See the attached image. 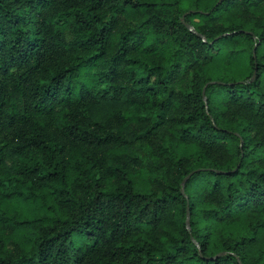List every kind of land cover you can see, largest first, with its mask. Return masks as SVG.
I'll return each instance as SVG.
<instances>
[{
    "label": "trees",
    "instance_id": "obj_1",
    "mask_svg": "<svg viewBox=\"0 0 264 264\" xmlns=\"http://www.w3.org/2000/svg\"><path fill=\"white\" fill-rule=\"evenodd\" d=\"M0 264H264V0H0Z\"/></svg>",
    "mask_w": 264,
    "mask_h": 264
},
{
    "label": "rangeland",
    "instance_id": "obj_2",
    "mask_svg": "<svg viewBox=\"0 0 264 264\" xmlns=\"http://www.w3.org/2000/svg\"><path fill=\"white\" fill-rule=\"evenodd\" d=\"M245 71H246L245 68H243V66H240V68L238 70H236V72L233 75L235 76L236 79H240V76L243 75V73H245ZM224 81H227V80L225 79Z\"/></svg>",
    "mask_w": 264,
    "mask_h": 264
},
{
    "label": "water",
    "instance_id": "obj_3",
    "mask_svg": "<svg viewBox=\"0 0 264 264\" xmlns=\"http://www.w3.org/2000/svg\"><path fill=\"white\" fill-rule=\"evenodd\" d=\"M188 177H189V176H188ZM188 177L185 178L184 182L186 181V179H187ZM184 182H183V183H184ZM188 219H189V214L187 213V216H186V226H187V227H188Z\"/></svg>",
    "mask_w": 264,
    "mask_h": 264
}]
</instances>
